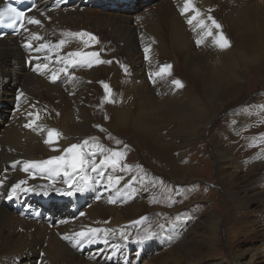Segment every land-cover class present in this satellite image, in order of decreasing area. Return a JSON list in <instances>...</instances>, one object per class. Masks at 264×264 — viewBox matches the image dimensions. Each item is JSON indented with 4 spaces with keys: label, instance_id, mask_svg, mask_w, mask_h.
Wrapping results in <instances>:
<instances>
[{
    "label": "bare ground",
    "instance_id": "1",
    "mask_svg": "<svg viewBox=\"0 0 264 264\" xmlns=\"http://www.w3.org/2000/svg\"><path fill=\"white\" fill-rule=\"evenodd\" d=\"M193 3L200 10L207 30L213 33L199 46L196 39L202 29L195 21L193 25L186 22L191 13L180 14L183 0H155L144 13L134 15L98 10L92 6L93 1L80 7L70 0H37L20 34L0 39V108L11 117L0 127V264H14L13 258L25 257L31 261L24 264L132 263L129 259L137 255L134 249L138 245L136 232L140 224L133 222L142 216L144 223L147 222L155 179L147 174L137 175L130 167L124 168L126 164L121 161L116 167L100 165L104 157L99 149L92 147L96 143L91 140L92 136L107 135L98 134L100 128L108 134L129 132L142 145L148 141H175L184 130L182 137L186 138L184 144H188L198 129L205 128L215 117L210 112L211 103H224L231 94L238 93L243 76L251 78L264 65V0H193ZM208 16L221 25L219 31L229 40L230 47L220 49L214 45L218 30L211 25ZM29 17L41 23L29 24ZM66 32H88L96 36L98 42H89L86 46L87 37L64 36ZM32 33L42 39H31ZM61 39L67 43L59 50L36 51L41 44H55ZM27 43L32 47L26 48ZM145 47L150 48L147 60ZM195 48H198L197 55L191 52ZM73 51L96 52L100 60L111 63L93 61L87 71L81 65H72L67 68V76L61 73L59 79L51 81V71L65 67L62 58ZM162 51L183 53L185 63L176 65L178 61L174 59L170 75H154L160 70L159 53ZM38 64H47L49 70L43 74L33 71ZM173 80H180L183 87L177 88ZM101 82L111 89L113 102H104ZM259 88L264 92V80ZM252 102L255 105L249 115L237 112L234 126L211 139L215 141L213 149L220 179L232 206L228 237L256 232L259 245L253 250H235L229 240L230 258L212 262L205 252L215 243L220 244L219 215L209 210L194 222L182 224H175L173 218L161 221L158 216L161 221L158 228L163 225L162 235L168 237L163 243L171 251L169 256H155L153 264H264V233L257 232V223L245 213L247 207L264 208V119L259 121L264 118V95ZM252 118H257V122H252ZM32 121L36 130L24 126ZM183 127L185 129H180ZM47 129L61 134L53 144L44 143ZM86 139L90 143L84 151L95 153L87 158L97 167L94 170L90 163L82 172L74 173L71 187L65 183L63 173L49 175L38 169L21 170L25 161H43L62 155L63 149ZM148 160L156 169L150 158ZM171 164V177L178 182L186 181L187 177L180 173L187 170L190 163L183 165L174 159ZM117 178L120 182L113 187L110 181ZM21 180L26 181L21 187L31 190H18L9 199L12 186ZM81 187L83 191L76 190ZM68 191L73 194L66 195ZM73 195H80L85 202L90 198L99 200L97 208L101 209V214L92 209L90 222L78 221L71 212L75 203L70 200ZM52 196L64 201L63 210L58 199ZM110 197L114 203H109ZM95 199L92 201L96 202ZM11 203L14 210L8 208ZM116 204H125L133 214L125 219L115 211L112 219L105 222L108 217L105 209L113 210ZM45 205L56 209L55 216H48L56 220L53 227L22 216L33 209L36 214L40 213ZM19 208L21 211L17 213ZM102 220L105 225L98 227ZM88 228L109 231L81 240L76 246L62 238Z\"/></svg>",
    "mask_w": 264,
    "mask_h": 264
},
{
    "label": "rangeland",
    "instance_id": "2",
    "mask_svg": "<svg viewBox=\"0 0 264 264\" xmlns=\"http://www.w3.org/2000/svg\"><path fill=\"white\" fill-rule=\"evenodd\" d=\"M92 1L94 2V5L92 6L98 10L131 15L144 13V11L148 9V7L152 6L155 2V0L151 1L150 3L147 0H70L71 4H77L80 7H83L86 4L89 5ZM197 49L198 48H195L191 52L197 55ZM159 55V67L163 65L172 66L174 64V59L176 62L178 61L176 65L182 66L185 63L184 54L181 52H177V55H175L169 53L168 51H162L161 53H159ZM166 56H168L169 58H167ZM20 57H23V54H20ZM164 57H166V60ZM120 62H122L121 59ZM84 65L81 66L85 67L84 69H86L85 71H87L89 69V66ZM257 71L258 72L254 73L251 78L243 76L238 93L235 92L231 94L224 103H222L221 101H214L213 103H211L212 105L209 106L210 112L212 111L215 117L205 128L201 126L198 129L196 136L193 137V139L188 144H184V140L186 139L185 137H182L184 130L179 132L181 136L176 138L175 141L173 139L166 140L168 141V143H162L159 140L157 141L158 143L148 141L142 145L139 144L134 135L129 132L111 131L108 134L105 132V130L102 131L100 128L101 132L98 134L107 135L92 136L94 138H98L97 140H95L96 143L103 146L104 149L109 150L103 153H101L99 150L103 157L109 156L111 154V151H119L122 153L125 152L123 159H121L120 161L128 165L131 171L140 176L143 174H147L155 179V189L151 190V200L148 202L147 216H149V218L147 217V222L145 223L143 219L141 222L142 224L140 223L138 225L139 230L136 232V242L138 245H136V248L134 249L135 252H137V255L131 257L129 259V262L132 261V263L128 264H153V262L155 261V256H158L159 254H164V256L170 255V248L167 245L165 246L163 243L168 237L167 235L164 237L163 235L161 236V228H158L161 221H166L169 218H173L175 224H182L190 220H192L190 222L192 223L209 210L213 213H216V215H219V217L221 218L217 233L220 244L215 243L214 246L210 247V249L205 252V256L210 258V261L213 262L215 261V259L230 258L231 250L229 247V240H231L232 242L231 247L233 246L235 250H253L259 245V237H257L258 235H256V232H242L238 237H232L231 239H229L228 237V227L232 224L229 220L232 206L230 203L228 191L226 192L224 190L223 183L220 179L219 163H217V155L215 153V150L213 149L215 141L211 139L213 136L216 138L219 135H222V133L224 131H227L228 128L233 127L234 120L237 117V114L240 113L239 115H243L248 113L247 115H249L252 112V106L255 105L253 104L252 100L257 98L258 96L264 95V92H262L259 88L261 86V82L264 80V65ZM258 116L259 115L256 114V117ZM10 119L11 117L9 116L7 111H2L0 108V127L2 122L8 123ZM262 119L264 118H259V121H261ZM252 122H257V118H252ZM180 129H185V127ZM110 135L113 138L109 139L108 136ZM223 138L227 139V137ZM117 140L120 141L119 144H117ZM125 145L128 147H125ZM149 146L152 149H150ZM145 155L150 158V161L154 165H156V169L155 167L151 166L148 160L149 158L147 159ZM174 159L175 162H179V164H187L188 162L190 163V167H187V170H184L180 173L181 175L187 177L186 181L184 182H178L171 177L172 174H169L172 168L171 160ZM168 163H170L171 165H168ZM190 178L192 179L189 180ZM53 199L57 200L58 198L54 197ZM94 199L95 198H90L89 201L85 202L81 201L82 199L80 195H73L71 197L70 200H75L74 209L73 207H71V212L74 214V216H76L75 218L78 221L84 220V222H90V211L92 209H96V213L98 215L101 214V209L97 208L98 204H100V201L97 199H95L96 202L92 201ZM165 201L166 203H163ZM58 203H60V210H63L64 207L62 204L64 203V201L58 199ZM84 206L87 207V210ZM116 206L117 207H115L113 210H110L108 208L105 209L108 211V217L105 222H108V220L112 219V215L113 213H115V211L117 215L125 219L126 217H130L133 214L130 207L126 206L125 204H116ZM13 207V203L8 205V208L10 209H13ZM50 208L51 206L45 205V210L40 213L36 214V209H33L31 211L28 210L25 215L22 216L27 219H34L35 221H39L40 223L42 222L43 224H49V226L53 227L56 225V220L51 219L48 216L51 214L55 216L56 209L54 207L51 209ZM20 211L21 208L16 210L17 213H20ZM31 212L33 213V215L31 214ZM245 213H247V216H250L249 218L253 219V223H257L255 225L257 232L264 233V208L247 207V211H245ZM144 214L145 211L142 215ZM158 216L162 219L161 221L158 219ZM45 217L47 218L44 220L43 218ZM142 218H144V216H142ZM163 218L167 219L163 220ZM151 219L152 221H149ZM104 225V220L98 222L97 224L98 227ZM146 230L157 233V235L151 239L144 240L141 243L139 241L146 234ZM132 242L134 241L132 240ZM0 253L2 254V250H0ZM30 261L31 260L26 257L23 259H12V262H15L14 264H24L29 263Z\"/></svg>",
    "mask_w": 264,
    "mask_h": 264
},
{
    "label": "snow or ice",
    "instance_id": "3",
    "mask_svg": "<svg viewBox=\"0 0 264 264\" xmlns=\"http://www.w3.org/2000/svg\"><path fill=\"white\" fill-rule=\"evenodd\" d=\"M180 14L182 16L191 13L192 15L188 17L186 22L189 25H193L194 21L196 22V26L200 27L202 29V33L198 36L196 39V44L199 46L204 42V39L208 36H213V33L209 30H207V25L205 24L204 20L200 18V10L197 9L194 6L193 0H183V4L181 7H179ZM43 14V13H42ZM3 17H10L15 19L16 21L20 22V27H23V20L25 19V14L19 10H17L15 7H12L11 5L6 6L2 10H0V18ZM207 19L211 21V25L217 29V33L215 34V37L213 39V43L215 46L219 47L220 49H226L230 47V42L229 40L223 35L222 32L219 31L221 28V25L216 22L215 19H213L211 16H208ZM27 22L29 24H35L39 25L41 22L34 18V17H29L27 18ZM19 29H17L18 31ZM196 28H193V31H195ZM64 36H70V37H78V38H84L87 37V40L85 41V45L88 46L89 42L91 43H96L97 37L94 36L91 33L88 32H66L63 34ZM31 39L33 40H40L42 39L37 33H32ZM154 42V41H153ZM67 43L66 40L61 39L55 44H41L39 48L36 49V51H41L45 48H48L50 50H59L62 48V46ZM26 48H31L32 45L30 43L25 44ZM145 59L147 60L148 53L150 51L149 47H145ZM99 54L96 52H81V51H73L67 54V56L63 57V61L65 64V67L56 69L51 71V75L49 79L53 82H55L57 79H59L61 73L64 75H68L67 68L72 66V65H84L86 64L87 66L91 67L93 61L96 63H111V61H104L100 60L98 58ZM121 67H124L121 65ZM171 65H163L160 67L159 72L155 73L154 75L156 76H163V75H170V69ZM48 65L47 64H38L36 67L33 69V71L40 72L43 74L45 71H48ZM125 71L127 69L125 68ZM151 78V74H150ZM74 79V78H73ZM103 88L105 90V96H104V102H113L111 100V89L107 84H103ZM172 84H174L177 88H182L183 84L180 80H173ZM23 95V93H21ZM20 97H17V100H19ZM107 118V117H106ZM34 123L35 121H32L28 124H25L24 126L26 128H32L33 130H36L34 128ZM41 131L44 129L41 128ZM103 130V129H102ZM60 133L55 130V129H47V138L44 140L45 144H53L55 141L60 138ZM91 140L94 142L95 138H91ZM117 144L120 143L119 140L116 141ZM90 141L88 139L84 140L81 144H72L69 147L63 149V154L58 155V156H53L48 160H43V161H25L23 168L21 169L22 171L28 172L29 169H38L42 172L46 171L49 173V175H60L63 173V175L66 177L65 183L69 185V187L72 186V176L74 173L82 172L85 167H87L90 163L93 164V168L95 170V163L91 160H89L87 157L95 155L94 152H85L84 149L89 145ZM93 148H97L100 150L101 153L105 151H109L103 148V146L99 145L98 143H93L92 144ZM125 147H127L125 145ZM124 153L119 152V151H111V154L109 156H106L100 160V165H105V164H110L113 167L119 166L120 160L123 159ZM18 163V162H17ZM124 168H129L128 165H123ZM119 178L115 180H111L110 184L115 187V185L119 184ZM87 183V182H85ZM26 184V181L21 180L17 184H14L9 192V199L12 198L16 194L18 190L20 191H30L31 189L27 188H22L21 186ZM77 191H83L84 188H78L76 189ZM66 195H72L73 193L71 191H68L65 193ZM115 201L110 197L109 198V203H114ZM144 218H141V220L134 221L133 223L139 224L142 222ZM109 230H102V229H94V228H88L86 230H82L80 232L74 233L72 236H64L62 237L65 240H69L73 246H76L81 240H84L86 238L94 237L97 233ZM161 235L163 234V226H161ZM157 233L151 232L146 230V234L141 238L139 242H143L144 240H148L156 236ZM121 236L124 239H127V236L124 235V233H121Z\"/></svg>",
    "mask_w": 264,
    "mask_h": 264
}]
</instances>
